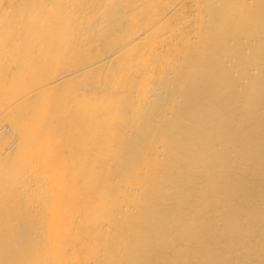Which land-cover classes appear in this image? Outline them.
<instances>
[{"label":"bare ground","instance_id":"1","mask_svg":"<svg viewBox=\"0 0 264 264\" xmlns=\"http://www.w3.org/2000/svg\"><path fill=\"white\" fill-rule=\"evenodd\" d=\"M0 264H264V0H0Z\"/></svg>","mask_w":264,"mask_h":264}]
</instances>
